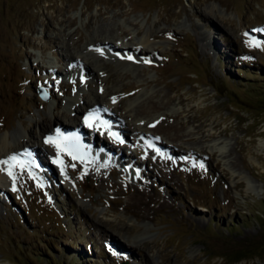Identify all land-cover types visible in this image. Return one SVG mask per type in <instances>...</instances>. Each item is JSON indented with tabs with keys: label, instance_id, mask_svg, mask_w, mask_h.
<instances>
[{
	"label": "rangeland",
	"instance_id": "374dc122",
	"mask_svg": "<svg viewBox=\"0 0 264 264\" xmlns=\"http://www.w3.org/2000/svg\"><path fill=\"white\" fill-rule=\"evenodd\" d=\"M151 30L168 33L149 64L124 65L88 47L112 34L138 49ZM79 58L91 64L87 78L77 76ZM53 68L60 82L49 81ZM262 96L264 0H0V138L28 148L20 155L32 150L37 163L18 158L15 182L0 165V264H226L235 251L248 256L228 264H264ZM94 97L105 114L123 103V148L109 130L85 127L89 143L90 130L100 131L110 155L75 146V159L61 152V171L39 123L70 125L68 134ZM148 100L162 108L137 116ZM174 115L168 122L195 141L170 146L153 133L166 153L130 127L150 130ZM135 189L155 203L139 206Z\"/></svg>",
	"mask_w": 264,
	"mask_h": 264
},
{
	"label": "bare ground",
	"instance_id": "6f19581e",
	"mask_svg": "<svg viewBox=\"0 0 264 264\" xmlns=\"http://www.w3.org/2000/svg\"><path fill=\"white\" fill-rule=\"evenodd\" d=\"M99 16L102 17L103 16L102 13H100ZM131 26L133 27L134 24L131 23ZM100 30L102 31V33L105 32V29L103 27L100 28ZM119 33H120V35L118 37H125V41L127 42V38H126V36H128L127 32L126 31H120ZM167 33L168 32L166 30H160V31H155V32L152 31V32H150L148 35H146L145 37L143 36L139 41H137L138 43H140L139 44L140 46H139L138 49L135 48L132 45L129 46L127 44L128 42L127 43H124L122 45H121V43H119V44L114 43L113 41H115V38L113 40L112 34H107L102 39L98 37L95 40H92V44L88 45V47L91 48V50H93V49L94 50H98V51L100 50L102 53L104 52L103 55L108 56L109 58H113L114 60H116V58L118 57L117 58L118 60H116V62L119 61V63L121 62V64H124L125 65L126 63H130L132 65V64H135V62L139 64L142 60L146 62V58H149L150 55H151L150 53L151 52H156L158 50L157 49V45H155L156 39H158V40L159 39H163V37H165ZM135 34L136 35H139V34H142V32H141V30L136 29ZM129 56H131L132 59H128L127 57H129ZM141 56H142V58L140 59ZM67 60L69 61V64H70L71 62H74L76 59H70V60L67 59ZM57 62L60 63L61 61L59 60ZM76 62H79L80 66H81L79 68V70H77V76L80 77L82 75V77L87 78L88 75L92 71L91 64L89 65L90 62L85 61L83 58H79ZM145 64H149V62L148 63L146 62ZM126 65H128V64H126ZM103 67L104 68H107L108 66L104 64ZM71 68H72V70H74L73 69V66ZM60 74H63L62 70H59L57 68L51 69V74L49 76V78H50L49 81L51 82V80L53 79L55 81L58 80V82H60L61 81V77H60L61 75ZM94 75H96V74L94 73ZM110 79H111L110 76H108L107 79H106V81H105V84H107V82L110 81ZM112 79H114V78H112ZM145 84H149V82L146 81ZM136 89H138V86H136V88H132V90H136ZM110 92H115V91H110ZM95 99L96 98L94 97V99L92 101V102H94L93 104H90L89 102H87V105H86V108L84 109V112L87 113V115L89 113H92L94 115V117L96 118L95 123H96V125H97L98 128H100V129L101 128L102 129H106V130H109L111 133H116L117 134V136L119 137V139H116L115 141L114 140L113 141L110 140V142H111L112 145H114V147L117 150H121V148H123V145L121 144L120 140L123 141L124 139H122L119 136V132H120V135L122 137H124L123 126L125 127V125L121 121L122 124H123L122 127H121V125L118 122H116V120H117V113L121 110V107L123 106V103L122 102L117 103L118 105L115 107V110L112 108L113 111L110 110L109 114H105V113L99 112V108H100V106L98 105L99 102H97V100H95ZM166 99H167V101H169V98H166ZM102 102H105V99H103ZM93 108H96L97 111L93 110ZM161 108H162L161 105L156 104V103H154L151 100H148V101L144 102V104H141L140 106H138L136 108L135 114L137 116L148 115V114H151V113H154V112H158L159 109H161ZM72 109L74 110V112L75 111L76 112L78 111L77 106H74L73 105V108ZM70 116H73V115H70ZM85 116H86L85 114L83 116H81L82 117L81 119L83 120V123H79V122L77 123V120L78 119H76V117H74V116L71 118L72 121H73V123H74V127L73 128H79V129H76V132H74L72 135H70L74 131V129L72 127H71L72 128V131L71 130H68V134L65 133L66 128H69L70 125H68V127L65 126L66 128L64 126H62V128H61V123L58 122L57 127H54L53 129L50 128L51 130H49V129L46 128V124H47L46 118L44 120H42V122L40 121L39 125L43 129L42 131L44 133L46 132V134H48L49 136L51 135L53 137H56L57 130H59L60 137L61 138H63V137L70 138L74 142V145L76 146V149L79 148L80 146H82L83 149L81 148L82 150H79V151H81V153L82 152H85L87 155L93 153L94 156L99 154V156H102L103 158L106 157V156H104V153H106V155L109 156L110 155L109 152L107 150L106 151L103 150V148L101 147V143H102L101 142V138L99 136H97V134H99L100 131L98 132V131H96L94 129L93 130H90V133L92 134V136L94 138V139L93 138L91 139V140H93L92 143L91 142L90 143L87 142V140H86L87 137L86 138L83 137L85 134H87V131L85 129L86 128H88V130L90 129L84 123V117ZM59 117L60 116H58V115H54V120L57 121L59 119ZM174 118L177 119L178 118L177 115L166 117L164 120L158 122L154 126V128L153 129H150V130H141L140 131V129L137 126H134V125H131L130 127H131V130L133 131L135 137L138 138V136H141L144 139H148L149 142L151 144H153V147L157 151H160V152H163V148L161 146H158L156 144V140H155L154 136L152 135L153 133L154 134L156 133V135H162V136H164L165 141L170 146L173 143L181 140V138H183V137L186 140L195 141V139L192 136H190V135L182 136L181 135V132L179 131V126L173 125V124H171V123L168 122L170 119H174ZM187 121L188 122H193L194 119H189L188 118ZM184 123L179 122V125L182 126V125H184ZM79 124H83L84 126H81V125L79 126ZM20 125H21V127L24 126L23 124H20ZM114 125H117V127H116L117 129L116 130H115ZM97 127H95V128L97 129ZM119 127H121V128L119 129ZM196 129H197L198 132L201 131V127H199V126ZM77 132L79 133V135L77 134ZM125 138H126V136H125ZM82 139H83V143L81 142ZM78 140H80V141H78ZM85 142H86V144L87 143L90 144V146L85 145ZM96 143L97 144L99 143V144L96 146V148H94V146L96 145ZM26 150H28V148H26ZM26 150H22V148L19 150L18 145L16 146L15 150H13L8 145L5 136H3L2 138H0V154H2L4 152L5 154H7L8 157H10L12 155H17L18 158H21L22 157V159H24L27 163H29L31 165V167H33V164L36 166L37 163L36 162L34 163L31 160L32 157L34 158V155L31 152L32 150L31 151L29 150L30 151L29 154L31 155L30 157H28L26 155H20L19 154L21 151L25 152ZM172 150L173 151H171L169 153L176 154L175 151H174V149H172ZM163 153H166V151H164ZM121 154L123 156V151L121 152ZM119 155H117V156L114 155V156L118 157ZM0 156H2V155H0ZM31 161L33 162V164L31 163ZM156 163H157V161H156ZM133 164L137 166V165H139V162L134 161ZM33 168H35V167H33ZM248 190H250V192H254V189L251 186H248ZM134 192H135V195L137 197V203H138L139 206L140 205L141 206H146V205H149V204H154L155 201H156L155 199L152 200L151 198H149L148 196H146L145 190L135 189ZM135 214H136V217L138 219H142L143 218V216L141 214H139L138 212H135Z\"/></svg>",
	"mask_w": 264,
	"mask_h": 264
},
{
	"label": "snow or ice",
	"instance_id": "6c2138e0",
	"mask_svg": "<svg viewBox=\"0 0 264 264\" xmlns=\"http://www.w3.org/2000/svg\"><path fill=\"white\" fill-rule=\"evenodd\" d=\"M247 35V33L245 34ZM252 46L254 47H261L260 44L255 43V41L251 42ZM123 58V57H122ZM128 59H132L131 56L127 57ZM147 62V61H146ZM113 102L115 103V98H113ZM96 118L93 116L92 113H89L88 115H86L84 117V123L87 127H96V123H95ZM97 130H99V128H97ZM112 137L119 139V137L117 136L116 133H109ZM121 143H123L122 140H120ZM45 143H49V144H53L56 149H57V158L53 161V163H59L61 164V171H63V161L60 159V154L63 151H67V153L69 155H72L73 159L76 158V155L74 154L75 152V145L74 142L68 138V137H60V133L59 130H57V134L56 137L53 136H48L45 139ZM151 146V145H149ZM0 165H6L7 166V174L13 178V182H15L16 179V174L13 171V169H15L17 166L23 168V161H20L18 159L17 155H12L10 157H8L6 160H2L0 161ZM73 167H75V165H73ZM4 168H0V171H3ZM31 175V173H29ZM13 190L15 191V188H13Z\"/></svg>",
	"mask_w": 264,
	"mask_h": 264
},
{
	"label": "trees",
	"instance_id": "16d2710c",
	"mask_svg": "<svg viewBox=\"0 0 264 264\" xmlns=\"http://www.w3.org/2000/svg\"><path fill=\"white\" fill-rule=\"evenodd\" d=\"M259 100H260V103L262 102L263 105H264V98H263V96ZM43 251L45 253H49L50 252L48 246H45V248H43ZM49 255H52V254L50 253ZM247 256H248V254L243 253V251H235L234 253H232V255L228 256V261H227L226 264H228V262L229 263H232V262L240 261L242 259V257L245 258ZM71 257H73V259H74L75 257H77V254L75 253Z\"/></svg>",
	"mask_w": 264,
	"mask_h": 264
}]
</instances>
